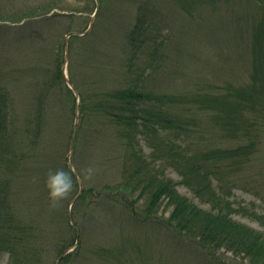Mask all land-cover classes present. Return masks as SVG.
I'll list each match as a JSON object with an SVG mask.
<instances>
[{
  "label": "rangeland",
  "instance_id": "1",
  "mask_svg": "<svg viewBox=\"0 0 264 264\" xmlns=\"http://www.w3.org/2000/svg\"><path fill=\"white\" fill-rule=\"evenodd\" d=\"M141 10L150 14L149 23L157 27L151 26L148 32H154L150 35L160 32L164 40L160 41L163 45L157 53L152 38L146 39L139 50L134 49V86L139 85L155 97L174 96L183 100L172 108L189 122L187 134L175 128L165 135L171 140L179 138L178 143L193 152L237 147L242 142L240 135L227 134L219 123L213 122L214 113L190 103L202 95L251 84L256 60L261 58L256 52L260 50L264 57V35L260 34L256 41L254 33L264 17V5L254 0H0V81L9 74L7 78L21 77L22 81L15 84L11 94L16 133L25 116L35 114L39 103L35 85L42 80L41 71L52 63L49 57L47 62L40 63L34 43L24 40L23 19L28 14L35 15L30 18L60 14L40 27L44 32L49 31L51 42L47 49L51 50L56 42L62 44L64 58L68 34L88 31L85 36L69 40L67 75L70 68L75 69L81 90L114 91L126 82L122 80L127 68L123 69L122 65L130 51L128 36ZM131 79L132 75L128 80ZM261 79L264 83V76ZM76 94L72 93L74 97ZM47 101L46 145L59 140L66 143L76 121L73 101L67 105L60 93H50ZM166 107L169 110L170 105ZM84 123L83 134H77L71 162L84 183L83 189H95L98 198L79 199L83 193L80 194L79 183L65 174L62 159L52 158L48 152V160L43 164L32 161L25 165L21 161L15 165V172L0 173V184L6 192L13 193L18 217L27 223L34 220L40 227L43 260L40 264H56L61 250L70 253L61 264H251L225 249L206 256L190 239L193 235L180 236L167 227L170 211L165 210V205L157 218H148L146 202L140 200L135 204L138 193L134 195V215L120 201L102 196L103 192L108 193L103 189L106 186L114 188L126 181L128 164H132L131 152L120 137V127L108 125L95 115H91L87 126ZM262 133L263 144L253 162L239 171L228 168L230 173L223 172L213 178V184L229 204L234 221L264 233V129ZM140 137V145L134 140L135 145L142 150L146 161L153 163L152 146L156 144L153 139ZM136 162L134 159V170ZM157 165L164 177L178 184L182 195L203 210L212 209L210 202H204L209 193L201 198L196 196L182 184L183 177L177 167L166 159ZM11 180L14 183L10 186ZM77 233L80 242L71 245ZM8 261L9 254H0V264Z\"/></svg>",
  "mask_w": 264,
  "mask_h": 264
},
{
  "label": "trees",
  "instance_id": "2",
  "mask_svg": "<svg viewBox=\"0 0 264 264\" xmlns=\"http://www.w3.org/2000/svg\"><path fill=\"white\" fill-rule=\"evenodd\" d=\"M254 1L264 5V0ZM32 14H28L23 19L26 32L24 40L27 38L30 43L31 41L34 43L35 52L40 53L37 58L40 63L47 62V57L52 58V63L46 70L41 71L42 80L37 86L35 85L36 98L39 101L36 104V112L25 116L23 125L17 133L13 127L15 118L12 114L11 94L15 84L22 82L21 77L7 78L9 74V76H3L6 80L1 79L0 81V173L15 172V165L21 161H24L25 165L32 161L43 164L50 153L52 158L62 159L61 164L65 174L78 185L79 179L67 164L66 157L70 150L73 131L71 130L66 143L59 140L57 143L50 142L51 146L46 145L44 136V126L49 121L45 113L48 111L47 97L50 93H60L64 96V102L67 105L73 101V117H75L77 106L80 109L81 123L77 128L74 149L77 134H83V128H85L83 122L87 126L91 115H95L101 117L108 125L121 128L120 137L131 152L132 164H128L126 181L118 183L114 188L106 186L103 189H106L108 193L103 194L105 193L103 192L102 196L120 201L129 207L134 215V195L138 193L135 204H139L140 200L146 202V217L157 218L160 208L165 205V210L170 211L167 227L180 236L193 235L194 238L190 239L205 252L206 256L210 257L219 250L225 249L237 257L242 256L244 260H249L251 264H264V233L234 221L229 204L219 195L213 184V178L223 172L230 173L229 169L239 171L249 162H253L258 148L263 144L264 83L261 78L264 76V57L259 52L260 50L256 52L261 58L256 60L250 85L239 89L234 88L224 93L202 95L196 102L194 100L195 104L189 102L202 111L214 113L213 122L219 123L227 134H232L233 137L240 135L239 139L242 142L240 141L241 143L235 148L213 147L193 152L187 146L183 148L178 143L179 138L171 140L165 135V132L175 128L184 135L188 133L186 126L189 122L181 119L175 112V108H172L178 105L177 103H182L183 100L180 101L174 96L155 97L139 85L134 86V49L139 50L145 40L151 41V38L156 53L163 45L160 42L164 40L160 37L162 33L155 31V34L151 36L150 32L154 31L148 32L154 25L149 23L150 14H144L141 10L140 17L137 18L134 28L129 33L131 52L127 54L124 61L125 66L122 65L123 69L127 68V75L122 80L126 81L124 87L114 91L81 90L76 80L75 69L70 68L69 79L77 89L80 104L72 95L74 92L65 80L63 71L65 58L61 54L62 44L56 42V45L52 47L53 50H48L51 42L49 31L44 32L40 27L42 23L46 24L47 21L60 14L50 16L44 14L38 18H30L35 17ZM154 26L157 29L156 25ZM30 32L32 33L29 34ZM254 33L256 41L260 39V34L264 35V17ZM262 39L264 41V36ZM130 75L133 79L128 80ZM8 81H13L14 84ZM97 81L96 79L94 82ZM167 104L170 105L169 110L166 107ZM140 136L147 137L149 141L153 139L156 144L152 146L153 163H148L142 150L136 147L140 145L142 139ZM134 159L137 161L135 170ZM165 159L178 168L183 177L182 184L190 188L196 196L201 198L209 193L208 200L204 202L207 201L213 205L211 210H203L193 203L179 192L178 184L173 179L164 177L160 173L157 164ZM76 174L80 176L78 171ZM13 183L14 180H11L10 186ZM57 183L60 184L58 180ZM10 190H12L11 187ZM92 190H84L79 199L86 201L89 198H98L100 195L95 192V189ZM12 194L10 191L6 192V188L0 184V254H9L8 264H40L41 261L43 262L40 250L42 247L40 227L34 220L27 223L18 217ZM69 204L71 205L70 202ZM74 206L75 204L73 208ZM158 225L163 226V224ZM79 240L78 236H75L71 245L75 242L79 244ZM61 252L59 258L64 251L61 250ZM68 255L61 263L65 262Z\"/></svg>",
  "mask_w": 264,
  "mask_h": 264
},
{
  "label": "water",
  "instance_id": "3",
  "mask_svg": "<svg viewBox=\"0 0 264 264\" xmlns=\"http://www.w3.org/2000/svg\"><path fill=\"white\" fill-rule=\"evenodd\" d=\"M85 34H87V32H85V33H72L69 37H71V36H83V35H85ZM66 43H67L66 45L68 46V40H67ZM67 56H68V48H67V55H66V57H67ZM65 70H66V67H65ZM67 81H68V83H69L68 78H67ZM77 125H78V115H77V118H76L75 129H74V132H73V137H72V141H71V145H70V153H69V155H68V157H67V162L69 163V166H70V168H71L72 170H74V169H73L72 164H71V156H72L73 147H74V138H75V133H76ZM82 190H83V186L81 185V192H82ZM67 254H68V251H66V252L61 256V258L59 259V261L57 262V264H59L60 261L62 260V258H63L65 255H67Z\"/></svg>",
  "mask_w": 264,
  "mask_h": 264
}]
</instances>
